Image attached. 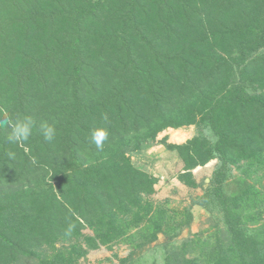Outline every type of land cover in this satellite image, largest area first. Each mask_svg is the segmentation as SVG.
Segmentation results:
<instances>
[{"label":"trees","instance_id":"obj_1","mask_svg":"<svg viewBox=\"0 0 264 264\" xmlns=\"http://www.w3.org/2000/svg\"><path fill=\"white\" fill-rule=\"evenodd\" d=\"M5 116L56 136L10 143ZM190 125L163 141L179 181L204 188L181 211L149 199L160 179L131 154ZM263 178L264 0H0V264H79L117 243L123 264H264Z\"/></svg>","mask_w":264,"mask_h":264},{"label":"rangeland","instance_id":"obj_2","mask_svg":"<svg viewBox=\"0 0 264 264\" xmlns=\"http://www.w3.org/2000/svg\"><path fill=\"white\" fill-rule=\"evenodd\" d=\"M177 132L184 133L185 138L183 140H176L173 135ZM197 133V127L195 125L185 126L181 128H168L161 132L157 139L151 144L150 147L143 151L133 152L132 158L134 163L153 173L159 177V182L155 185L157 192L151 195L149 199L155 204L168 202L172 208H178L181 211L183 207L191 202V200L198 195L204 193V188H189L185 184L179 181L176 177L180 167V160L176 151H170L163 143L164 139L168 142L181 144L192 138ZM217 160H213L205 166H200L194 170L195 177L198 181L209 179L212 177ZM234 174L239 176V169L234 168ZM260 175V174H259ZM258 175V176H259ZM241 176V175H240ZM239 176V177H240ZM257 177V174L254 175ZM253 182V180H251ZM264 185V178L262 183L257 184L260 188ZM195 221L191 228L192 233L203 232L206 235L209 229H213L212 214L204 207L195 206L193 208ZM86 233L93 234V230L86 229ZM188 236V230H186L182 237ZM165 240L163 235H160L159 241L152 244L153 250L143 254L146 256L147 263H150L154 259L158 261L163 260V254L160 246H156ZM150 248V249H152ZM132 252V248L128 243H117L111 247L101 246L98 249H93L82 258L79 264H123L122 259L128 257Z\"/></svg>","mask_w":264,"mask_h":264},{"label":"clouds","instance_id":"obj_3","mask_svg":"<svg viewBox=\"0 0 264 264\" xmlns=\"http://www.w3.org/2000/svg\"><path fill=\"white\" fill-rule=\"evenodd\" d=\"M4 125L9 128L8 141L13 144H19L27 141L36 129L41 134L44 140L51 142L56 136V129L47 122H41L38 126L30 116L18 117L11 119L5 116L2 121ZM109 132L105 127H98L91 131L90 142L96 146L97 149H102L104 142L108 139ZM10 157H14V153L9 152ZM72 226L69 225L68 233L70 234Z\"/></svg>","mask_w":264,"mask_h":264},{"label":"bare ground","instance_id":"obj_4","mask_svg":"<svg viewBox=\"0 0 264 264\" xmlns=\"http://www.w3.org/2000/svg\"><path fill=\"white\" fill-rule=\"evenodd\" d=\"M173 138L176 139V140H183L185 138V134L184 133H180V132H177L173 135Z\"/></svg>","mask_w":264,"mask_h":264}]
</instances>
